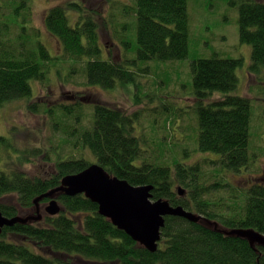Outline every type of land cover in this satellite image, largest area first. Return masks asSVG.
<instances>
[{"label":"trees","instance_id":"16d2710c","mask_svg":"<svg viewBox=\"0 0 264 264\" xmlns=\"http://www.w3.org/2000/svg\"><path fill=\"white\" fill-rule=\"evenodd\" d=\"M230 3L239 9L240 39L252 46L250 72L264 92V0ZM123 5L126 7L119 14L124 20L118 24L121 32L117 37L124 51L119 48L115 56L107 49L106 59L101 58L95 20L84 17L72 24L63 6L48 10L44 21L47 32L60 43L66 62L71 60L70 73H83L87 85L111 90L118 82L133 84L138 78L136 70L143 64L181 60L189 54L188 0H134L133 5ZM22 6L32 10L25 3ZM24 31L14 36L11 24L0 19V110L12 101H31V82L45 83L47 73L57 69L56 63H63L42 41L36 40L31 48V36ZM129 32L136 37L133 47L126 41ZM241 65V58L215 56L200 58L191 66L199 119L193 152L208 154L194 164L185 160L187 149L179 144L173 151L179 156H168L170 144H174L165 141L169 136L159 141L162 153H147V139L136 129L139 114L131 115L120 105L100 100L88 103L85 97V103L59 105L60 113L47 107V111L52 110V126L60 133L53 146L59 152L55 150V159L48 156L47 169L38 173L19 168L10 173L0 171L1 212L10 218L25 209L33 212V199L60 186L64 176L99 163L132 185H153L155 200L166 199L174 206L200 213L219 227L253 228L264 233V186L255 184L240 197L235 188L229 197L223 191L228 188L226 172L240 171L254 161L252 100L230 94L238 86ZM173 80L163 83L169 86ZM216 93L224 95L207 103ZM179 187L185 195H180ZM57 199L62 206L59 214L43 210L39 221L4 227L0 264H264V248L255 252L247 240L219 233L205 221L167 216L159 248L151 252L101 215L98 204L84 194H59ZM49 201L43 198L40 203Z\"/></svg>","mask_w":264,"mask_h":264},{"label":"rangeland","instance_id":"374dc122","mask_svg":"<svg viewBox=\"0 0 264 264\" xmlns=\"http://www.w3.org/2000/svg\"><path fill=\"white\" fill-rule=\"evenodd\" d=\"M69 2L80 4L86 17L91 16L98 23L102 59H106L107 49L115 56L120 49L124 51L121 40L117 37V33L121 32L119 28L121 26L118 24L124 20L119 13L122 7H126L123 3L133 5L134 0H0V19L11 24L14 36L24 31L20 26L24 27L26 31L24 32L31 36L28 42L31 48L35 47L36 40L42 41L53 57L58 55L63 60V63H56L57 69L54 67L47 73L48 80L45 83L31 82L33 88L31 101L27 98L12 101L0 110V171L10 173L19 168L34 174L47 169L49 162L47 157L55 159L57 156L55 150L58 149L57 154L59 152V148L53 146L60 136L58 130L52 126V118L49 115L52 110L47 111V107L60 113L62 111L59 105L73 106L97 100L110 105H120L131 115L139 114L136 129L147 139L150 148L147 153L154 152L155 155L162 153L163 148L159 146V141L164 136H169L168 139H164L168 143L174 142L170 144V151H167L169 157L179 156L173 152L176 149L174 146L179 144L181 149H187L189 156L185 157L187 162L194 164L202 160L208 154L193 152L196 148L195 131L196 129L198 131L199 119L191 66L200 58L218 56L242 59V65L237 69L238 86L230 94L247 96L252 100L253 150L259 153L251 169L243 168V172L240 170L225 173L228 188L223 191L228 197L233 188L237 190L239 197L244 191H249L251 188L247 187V178L260 174L264 169V92L257 84L256 75L250 72L252 46L240 39L238 7L232 5L230 0H188L190 36L187 58L175 61H149L145 67L143 64L136 70L138 72L136 82L133 84L118 82L115 88L110 90L97 85H87L83 73L81 75L70 73L68 63L71 60L68 58L66 62L67 58L62 56L60 43L51 35L52 33L47 32L44 22L46 10L51 5L69 6ZM22 3L30 6L32 10L29 12ZM73 9L76 7L69 10V17L71 22L75 23L77 12ZM127 35L126 41L131 42V47L135 46L136 37L132 32ZM168 79L174 80L166 86L163 81ZM222 95L224 94H214L207 103L221 99ZM85 97L89 99L82 100ZM33 103L36 107L30 108L28 105ZM86 154L92 158L88 151ZM64 155H67V152ZM22 159L25 160L23 164L20 162ZM93 160L92 158L91 161Z\"/></svg>","mask_w":264,"mask_h":264},{"label":"water","instance_id":"95a60500","mask_svg":"<svg viewBox=\"0 0 264 264\" xmlns=\"http://www.w3.org/2000/svg\"><path fill=\"white\" fill-rule=\"evenodd\" d=\"M153 185H132L128 180L121 179L109 173L99 163H92L87 168L63 177L62 184L34 200L39 213V203L43 198L51 201L46 211L51 215L60 213L59 194L74 196L84 194L98 204L99 213L109 219L113 225L125 231L142 247L156 252L162 239V228L166 216H179L191 222H200L204 217L185 209L183 206H173L166 199H153ZM178 191L183 195L182 187ZM41 215H17L12 218L5 216L0 209V234L6 226L17 223L38 221ZM227 236L247 240L252 247H264V234L253 228L219 229Z\"/></svg>","mask_w":264,"mask_h":264},{"label":"flooded vegetation","instance_id":"af4514ba","mask_svg":"<svg viewBox=\"0 0 264 264\" xmlns=\"http://www.w3.org/2000/svg\"><path fill=\"white\" fill-rule=\"evenodd\" d=\"M69 3H72V4L75 5L74 7H76V9H73V10H75L77 12L76 22L75 23H72L71 22V19L69 17L70 22L72 24H76L77 22L78 23L81 22V19H83L84 17H86V14L84 13L81 5L78 4L77 2H69ZM69 3H68V5H69ZM55 6H57V5H51L48 10H50L52 7L55 8ZM61 6H63V5H61ZM63 7L65 8V10L67 12V15L69 16V10H71L72 7L71 6H63ZM48 10H46L45 18H46L47 14H48ZM87 17H91V16H87ZM72 98L74 99V97H72ZM240 170H241V172L244 171L243 168H241ZM256 182H258L259 184H261L262 186H264V169L261 170L260 174H256V175H253V176H250V177L247 178V183H248L247 187H248V189H250V188L252 189V186L255 185ZM41 216H42V214H41ZM215 229L216 230L225 229V227H222V226L219 227V225H218V227L215 228Z\"/></svg>","mask_w":264,"mask_h":264},{"label":"bare ground","instance_id":"6f19581e","mask_svg":"<svg viewBox=\"0 0 264 264\" xmlns=\"http://www.w3.org/2000/svg\"><path fill=\"white\" fill-rule=\"evenodd\" d=\"M47 28V27H46ZM49 34H51L50 32H49ZM195 150V149H194ZM254 151V150H253ZM201 153V152H200ZM259 156V153H257V152H254V161L256 160V157H258ZM254 161H253V163H254ZM252 166H253V164H252ZM252 166H249V167H243V168H245V169H251V167ZM239 171V170H238ZM61 184H62V182H61ZM256 184H259L258 182H256ZM184 194L183 195H185V192H183ZM181 195V194H180ZM75 196V195H74ZM57 199V198H56ZM154 199V198H153ZM43 199H41V201H42ZM40 201V202H41ZM50 201H51V199H50ZM49 201V202H50ZM48 202V203H49ZM59 202V201H58ZM48 203H46L45 205H43L42 203H39V210H40V212L38 213L37 212V206H36V204H35V209H34V211L33 212H31L30 210L31 209H25V210H23L24 212L23 213H21L20 215H22V216H28V215H36V216H38V215H41L42 213H43V210L46 212V213H48L45 209H46V207H47V205H48ZM59 205H60V203H59ZM61 206V205H60ZM174 206V205H173ZM177 206H181V205H177ZM185 208V207H184ZM186 209V208H185ZM61 210H62V206H61ZM188 210V209H187ZM189 211H191V210H189ZM61 212V211H60ZM193 213H197V212H194V211H192ZM49 214V213H48ZM59 214V213H58ZM197 214H199V215H201V216H203L202 214H200V213H197ZM51 215V214H50ZM57 215V214H56ZM42 217V216H41ZM167 217V216H166ZM204 217V216H203ZM42 219V218H41ZM40 219V220H41ZM39 221V220H38ZM201 221H205V223H207L208 225H210L211 227H213V228H217L218 227V223H215L214 222V220H211V219H205V217L201 220ZM32 222H36V221H32ZM29 223V222H28ZM22 224H26V223H22ZM15 225V224H14ZM9 227H11V226H9ZM4 229V228H3ZM226 229V228H225ZM235 229V228H234ZM217 231H219V230H217ZM219 233H222L221 231H219ZM264 234V233H263ZM225 235V234H224ZM227 236V235H226ZM231 237H233V236H231ZM162 240V239H161ZM246 240V239H245ZM250 244V243H249ZM252 247V246H251ZM254 248V247H253ZM258 248H264V247H257V248H255L254 249V251L256 252V251H258V250H260V249H258Z\"/></svg>","mask_w":264,"mask_h":264}]
</instances>
